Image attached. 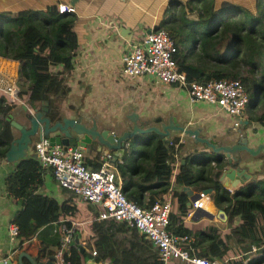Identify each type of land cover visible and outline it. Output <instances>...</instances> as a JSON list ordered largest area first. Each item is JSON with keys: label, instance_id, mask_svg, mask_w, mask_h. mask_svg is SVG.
<instances>
[{"label": "trees", "instance_id": "trees-1", "mask_svg": "<svg viewBox=\"0 0 264 264\" xmlns=\"http://www.w3.org/2000/svg\"><path fill=\"white\" fill-rule=\"evenodd\" d=\"M214 1L170 0L171 5L176 4L178 8L168 9L167 16L160 19L155 27L166 29L173 38L176 45L173 57L188 78L201 82L217 78L239 79L248 94V117L263 123L264 0H252L251 6L247 0L245 4L225 0L229 3L218 8H214ZM190 13H194L195 18L188 17ZM71 25L72 15L69 12H58L55 2L44 9L0 10V56L18 61V78L15 84L19 93H26L24 101L29 106L33 107L35 101L50 95H64L66 87L61 83V74L47 69L49 64L57 62H61L64 69L70 67L71 54L64 53V50L72 36ZM187 40L191 47L182 49L180 44ZM194 44L197 48L193 47ZM17 83L25 85L20 88ZM15 103L8 94L0 91V157H4L11 137L10 125L5 116ZM252 109L259 112L255 113ZM46 114L50 119L58 116L55 110H48ZM178 143L177 136L171 138V143L156 140L149 147L145 145L135 150L132 162L128 163L125 158L117 162L120 189L127 199L142 207L150 203L146 202V192L159 199V193L169 190L171 204L168 228L175 233L193 235L190 253L208 259H222L224 241L217 233L216 225L206 221L202 229L194 230L185 224L184 216L191 209V204H186L182 190L175 189V185H189L195 191L209 188L208 195L215 207L224 209L227 221L238 216L249 224L253 221L249 212L264 208V181L260 187L251 185L249 189H237L230 195L225 194L219 182V174L224 166L222 157L220 154L209 155L201 150L196 156L191 155L190 161L178 164L174 184L170 187L172 156ZM210 160H214L212 165ZM192 161H198V166H193ZM40 167L36 157L20 159L16 168L6 176V187L22 197L23 207L13 218L18 227V247L22 246L23 239L31 238L40 225L55 219L56 211L70 208L27 186L28 182H36ZM91 227L94 232L92 247H96L97 259L109 256L115 264H162L157 258V251L150 256L149 261L147 256L136 257L133 238L137 240L139 234L144 235L134 226L112 218L96 217L91 222ZM119 231L124 232L123 237L117 234ZM89 239L88 236L83 240L82 248L89 246ZM144 241L151 244L146 238ZM47 247V243L42 246L49 253ZM26 248L25 246L22 250L26 251ZM40 250L37 252L33 248L28 253L38 255ZM86 253L85 250L79 251L77 247L70 245L63 253V259L70 264H82ZM22 259V264H31L27 257ZM254 259L257 261L255 264H259L264 259V249L253 259L245 257L238 264H252ZM93 260L97 261L94 256Z\"/></svg>", "mask_w": 264, "mask_h": 264}, {"label": "crops", "instance_id": "crops-1", "mask_svg": "<svg viewBox=\"0 0 264 264\" xmlns=\"http://www.w3.org/2000/svg\"><path fill=\"white\" fill-rule=\"evenodd\" d=\"M229 1L245 4V0ZM229 1L227 2L229 3ZM247 1L251 6L252 0ZM54 2H66L74 7V10L69 12L72 15V36L66 43L64 50V53L71 54V60L68 69H64L61 62L49 64L47 71H57L61 74V83L66 87V91L64 95L59 97L50 95L48 98L40 99L45 100V104L42 103V105L46 106V111L55 110L57 114L64 112L87 123L94 119L97 124L103 122L108 124L111 129L119 128V123L122 121L128 124L131 116L142 121V126L152 124L153 119L160 123L173 117L178 124L198 128L200 136H207L216 143H226L235 139L239 136V133L236 132V129L239 128L245 132L248 144L253 145L256 142L264 141V120L261 123L249 118L250 110H248L247 104L241 116L233 117L215 104L204 100H190L185 90L174 83L159 82L154 77L144 74L130 77L121 72V56L128 49L130 42L140 32L154 28L160 19L167 16L168 9H176L178 5H171L170 0H0V10L44 9ZM224 2L225 0H215L214 8L227 4ZM188 17L195 18V15L190 13ZM119 24L128 28L130 36H122L118 32ZM180 47L189 49L191 44L187 40L181 43ZM193 47L197 48V45L194 44ZM17 67V60L0 56V91L8 94L16 102L9 110L12 114L11 118L21 120L22 104L32 107L24 101L26 93L17 91L15 84L18 78ZM17 84L20 88L25 85ZM12 90L15 91L14 94L11 93ZM40 100L35 101L33 107L41 106ZM252 111L259 112L254 109ZM234 119L238 121V125L235 127L233 126ZM176 136L179 138V143L172 156L170 187L174 184L173 178L179 163H183L185 160L190 161L191 155L196 156L201 150L209 155L212 153L204 143L194 141L191 136L182 134L180 131H171L169 139L164 143H171V138ZM156 140L163 142L160 136L155 133L149 134L143 142L139 141L135 145L126 146L122 157L115 162V167L116 163L124 160V158L128 163L132 162V154L135 150L145 145V147H149ZM32 145L33 142L30 147L24 149L22 155H18L16 158L0 157V258L8 257L11 264H22V258L26 256H20L19 253L24 251L22 249L26 246L25 252L27 254L33 248L37 252L41 249L40 254L34 255L35 253H33L29 256L44 260L47 256L54 254L62 223L67 221V224H73L74 227L71 245L77 247L79 251L85 250L87 252L82 264H115L109 256H102L97 259V254H95L96 262L88 251L92 248L96 249V247H92L94 232L91 222L97 216V207L81 200L69 189L60 186L48 168L40 167L37 170L36 182L33 183L34 180L28 182L27 186L37 193L52 197L58 204H65L71 209L56 211L57 217L40 225L31 238L23 239L21 247L17 246L18 237H10L8 224L13 222V218L23 207V204L22 197L13 192L14 190L11 188L6 187L5 180L8 173L16 168L20 159L35 157ZM103 158L102 155H98V151L95 149H91L88 153L84 152V160L90 166H94ZM222 160L224 165H227L223 156ZM213 162L214 160L209 161L211 165ZM191 164L198 166V161H192ZM240 164L245 166L248 174H255V176L248 177L240 186L235 188H232L230 182L223 184L219 180L225 194L230 195L237 189L245 190L255 185L262 186L264 181V153L261 152L255 156L247 155ZM186 187L195 192L189 185H175V189L182 190L185 202L187 201ZM168 193L170 195L169 190L159 193V199L166 197ZM145 196L146 202L151 203L157 199L147 192ZM206 201L200 207L201 210L214 212L219 208L214 206L209 195ZM249 214L253 217L252 223L249 224L243 222L244 219L238 216L233 217L231 221H227L226 216L224 222L215 217L207 218L199 215L191 218L189 216L184 217V222L194 230L202 229L206 221L213 222L216 225L217 233L224 241L222 244L223 259H229L230 256H238L237 252L235 254L232 252V249L237 246L240 248L242 245L253 244L251 245L252 248L258 246L261 248L260 250L264 249V208L251 210ZM123 233V231H119L117 234L123 237ZM88 236L90 237V244L82 248L83 240ZM143 237L139 234L137 240L133 238L132 245L137 250V258L147 256L149 261L150 256L156 250L147 241L143 242L145 238ZM46 243L50 250L49 253L42 248L43 244ZM121 247L119 246V248ZM256 254L257 252L254 253V255ZM253 261L254 263L257 262L255 259ZM263 261L264 259L259 264ZM162 264H181V261L170 258ZM224 264H229V262ZM233 264H238V262H233Z\"/></svg>", "mask_w": 264, "mask_h": 264}, {"label": "built area", "instance_id": "built-area-1", "mask_svg": "<svg viewBox=\"0 0 264 264\" xmlns=\"http://www.w3.org/2000/svg\"><path fill=\"white\" fill-rule=\"evenodd\" d=\"M56 6L58 12L74 10L73 5L66 2H58ZM175 50L174 40L166 29L154 27L140 32L121 56V72L130 77L144 74L159 82L174 83L185 90L190 100H204L215 104L233 117L243 114L248 94L239 79L217 78L201 82L188 78L175 62ZM11 93L14 94L15 91L12 90ZM237 125L238 121L234 119L233 126ZM32 147L40 166L48 168L60 186L96 206L97 218H112L134 226L156 248L158 258L163 263L170 258L180 260L181 264L226 262L223 258L208 259L190 253L193 235L175 233L168 228L171 204L169 193L142 207L124 196L117 169L106 159L90 166L85 163L81 147L49 144L47 137L43 135L33 142ZM204 199H208V195L199 190L198 196L191 203V209L184 217H189L195 207L200 208ZM73 230V224L62 223L56 250L51 254V264H70L63 259V253L72 243ZM8 231L11 238L18 237V227L14 222H9ZM89 254L93 259L96 249H90ZM7 258L2 257L0 261Z\"/></svg>", "mask_w": 264, "mask_h": 264}, {"label": "water", "instance_id": "water-1", "mask_svg": "<svg viewBox=\"0 0 264 264\" xmlns=\"http://www.w3.org/2000/svg\"><path fill=\"white\" fill-rule=\"evenodd\" d=\"M118 32L122 36H130L128 28L121 24H119ZM40 101L41 106L39 107L30 108L22 104L21 120L11 118L12 114L10 112L6 114L5 119L9 122L12 137L9 140L4 158L13 159L18 155H22L24 149L30 147L32 142L43 135L47 137L49 144L79 146L83 148L85 153H88L91 149H95L98 151V155H102L108 162L115 164L122 157L126 146L135 145L139 141H145V138L149 134L156 133L163 142H166L169 139L171 131H180L182 134L191 136L194 141L204 143L210 148L212 155L220 154L221 157L223 156L226 159L227 165L223 166L219 174V180L223 184L230 182L232 188H235L240 186L248 177L255 176V174H248L246 172L245 166L240 164L241 161H244L247 155L255 156L261 152L264 153V141L256 142L253 145L248 144V138L240 128L236 129L239 136L226 143H216L207 136H200L198 128L178 124L174 121L173 117L168 118L166 122L161 121L160 123L156 119H153L152 124L142 126V121L131 116L128 124L122 121L119 123V128L111 129L108 124H104L103 122L97 124L92 119L90 123H87L64 112H59L56 118L50 119L45 112L46 106L42 105V103L45 104V100ZM99 125L101 127H98ZM185 190L187 196L186 204L190 205L198 196V191L193 192L187 187ZM202 191L207 194L209 188H203ZM206 200L204 199L203 202L206 203ZM199 215L207 218L215 217L222 222L226 220L227 216L221 207L217 208L214 212L195 207L190 217ZM19 255H25L32 264H51V255L47 256L44 260H38L35 256H29L25 251H21ZM0 264H11V260L8 258L5 261L1 260Z\"/></svg>", "mask_w": 264, "mask_h": 264}, {"label": "rangeland", "instance_id": "rangeland-1", "mask_svg": "<svg viewBox=\"0 0 264 264\" xmlns=\"http://www.w3.org/2000/svg\"><path fill=\"white\" fill-rule=\"evenodd\" d=\"M251 245H253V244H250L249 246L242 245V246H240V248H238V246H237V247H235V249H232L233 254H235L237 252L236 254L238 256H235V257L234 256H230L229 259H226V262L228 261L229 264H233V262L234 263L238 262L241 259H244L245 257H252V259H253L255 256H257L258 251H260L261 248L258 247V246L252 248ZM255 252H257L256 255H254ZM233 260H235V261H233ZM251 262H252V264H255L253 260ZM261 264H264V261Z\"/></svg>", "mask_w": 264, "mask_h": 264}, {"label": "clouds", "instance_id": "clouds-1", "mask_svg": "<svg viewBox=\"0 0 264 264\" xmlns=\"http://www.w3.org/2000/svg\"><path fill=\"white\" fill-rule=\"evenodd\" d=\"M208 195V194H207Z\"/></svg>", "mask_w": 264, "mask_h": 264}]
</instances>
